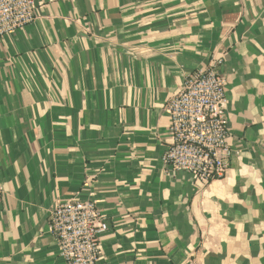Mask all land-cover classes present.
Instances as JSON below:
<instances>
[{
    "label": "crops",
    "instance_id": "0c3cea01",
    "mask_svg": "<svg viewBox=\"0 0 264 264\" xmlns=\"http://www.w3.org/2000/svg\"><path fill=\"white\" fill-rule=\"evenodd\" d=\"M0 40V264H66L50 212L94 199L99 264H264V0H36ZM222 57L223 179L162 160L167 104Z\"/></svg>",
    "mask_w": 264,
    "mask_h": 264
},
{
    "label": "built area",
    "instance_id": "2783aa9c",
    "mask_svg": "<svg viewBox=\"0 0 264 264\" xmlns=\"http://www.w3.org/2000/svg\"><path fill=\"white\" fill-rule=\"evenodd\" d=\"M36 0H0V40L36 20ZM222 57L211 59L186 78L167 104L171 143L162 160L175 173H188L198 187L226 177L237 154L229 144L227 78ZM5 189L0 182V204ZM110 229L97 202L76 198L59 203L49 217L66 264H99L101 237Z\"/></svg>",
    "mask_w": 264,
    "mask_h": 264
}]
</instances>
